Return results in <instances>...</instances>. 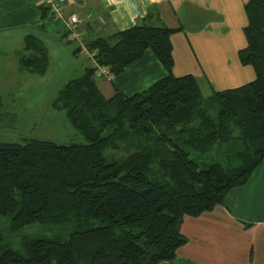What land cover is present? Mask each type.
<instances>
[{
    "label": "trees",
    "instance_id": "obj_1",
    "mask_svg": "<svg viewBox=\"0 0 264 264\" xmlns=\"http://www.w3.org/2000/svg\"><path fill=\"white\" fill-rule=\"evenodd\" d=\"M244 10L246 46L238 59L256 78L206 98L196 78L172 75L170 36L180 27L136 25L105 34V25L96 24L86 34L78 23L80 46L74 54L90 65L64 83L50 105L64 115L80 143L34 135L0 141V264L174 259L187 242L180 234L183 218L222 204L264 158V0H248ZM48 16L53 14L45 5L40 18ZM64 36L76 42L67 31ZM81 47L92 57L80 53ZM43 50L40 42L24 44L21 52L31 54L19 58L20 69L43 76L49 63ZM147 50L166 75L132 96L104 98L94 80L98 69L117 76ZM13 115L0 113V125ZM135 133L151 143L134 141ZM119 144L126 155H104ZM207 154L216 162L198 159Z\"/></svg>",
    "mask_w": 264,
    "mask_h": 264
},
{
    "label": "crops",
    "instance_id": "obj_2",
    "mask_svg": "<svg viewBox=\"0 0 264 264\" xmlns=\"http://www.w3.org/2000/svg\"><path fill=\"white\" fill-rule=\"evenodd\" d=\"M247 2L66 0L61 17L41 19V0H0V50L3 46L11 52L15 43L11 55L19 67V55L30 53H22V46L40 42L49 59L44 75L39 76L44 80L51 71V61L63 64L64 57L72 61L75 55L76 48H67L69 41L64 36L69 15L79 18L86 34L96 24L105 25V34L136 25L180 27L181 31L170 36L172 75L196 78L206 98L212 92L236 89L256 78L253 68L243 66L238 59V52L246 46L243 29L247 26ZM85 62L78 77L90 65ZM165 75V69L147 50L112 80L96 74L95 82L104 98L108 90L111 97L116 93L129 97ZM180 234L187 239L186 244L176 250L174 259L158 264H264V158L243 186L226 194L222 204L198 217L185 216Z\"/></svg>",
    "mask_w": 264,
    "mask_h": 264
},
{
    "label": "rangeland",
    "instance_id": "obj_3",
    "mask_svg": "<svg viewBox=\"0 0 264 264\" xmlns=\"http://www.w3.org/2000/svg\"><path fill=\"white\" fill-rule=\"evenodd\" d=\"M76 42H66V47L74 50L80 46V43ZM11 46H13L11 52H9L10 48L3 46L0 50V113L4 114L10 111L14 114V118L11 116L9 118L11 121H4L5 125H0V141L18 142L24 135H34L59 143L70 141L80 143L71 136L73 130L66 123L64 115L55 112L51 108L50 102L64 83L77 78L79 73H82L86 58L75 53V55L72 54V61L64 57L62 59L63 64L57 63L55 60L51 61V71L49 74L47 73L44 81L36 75L31 77L27 71L17 67V61L11 55L16 50V44ZM22 56L20 54L19 58ZM98 76L101 75L98 74ZM94 80L97 81L98 78L94 77ZM105 96L106 98L111 97L110 90L105 91ZM210 113L215 116L216 111L211 110ZM130 137L134 141L141 140L146 144L151 143L150 139L146 140L139 133L131 134ZM104 155L114 156L118 159L122 155H126L124 145L119 144L118 150L108 148L104 151ZM190 156L195 158L196 155L191 153ZM214 157L213 154H207L198 159L204 164H209L212 161L216 162ZM223 159L224 157H222ZM234 162L238 164L237 160ZM222 164L226 167L229 163L222 162ZM153 168L156 169L157 166L155 165ZM21 235L12 237L14 246Z\"/></svg>",
    "mask_w": 264,
    "mask_h": 264
},
{
    "label": "built area",
    "instance_id": "obj_4",
    "mask_svg": "<svg viewBox=\"0 0 264 264\" xmlns=\"http://www.w3.org/2000/svg\"><path fill=\"white\" fill-rule=\"evenodd\" d=\"M66 0H41V4L43 6H49L50 7V12L53 14V16L61 17V12L62 9L64 8L63 3ZM79 19L76 15H71L67 19V24H66V30L69 33V38L71 40H80L81 34L78 31V23ZM81 52L88 57H92V54L88 53L84 47H81ZM97 74L104 76L108 80L112 79V75L109 73L107 68H99L97 71Z\"/></svg>",
    "mask_w": 264,
    "mask_h": 264
}]
</instances>
